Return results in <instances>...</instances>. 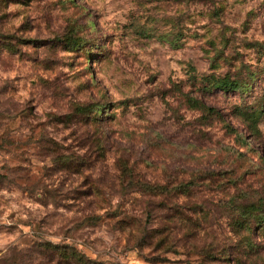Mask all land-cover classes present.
I'll list each match as a JSON object with an SVG mask.
<instances>
[{"label":"rangeland","instance_id":"374dc122","mask_svg":"<svg viewBox=\"0 0 264 264\" xmlns=\"http://www.w3.org/2000/svg\"><path fill=\"white\" fill-rule=\"evenodd\" d=\"M67 250L264 264V0H0V264Z\"/></svg>","mask_w":264,"mask_h":264},{"label":"trees","instance_id":"16d2710c","mask_svg":"<svg viewBox=\"0 0 264 264\" xmlns=\"http://www.w3.org/2000/svg\"><path fill=\"white\" fill-rule=\"evenodd\" d=\"M213 86L215 88L223 90V91H229V90L236 89L238 84H237L236 81L230 80L229 78L224 77L221 80H218V79L215 80L213 82ZM195 103L196 104H201V103L198 102V100H195ZM201 105H203V104H201ZM261 219H263V217H261ZM262 225H263V222L261 223V221H260V225H259L260 228H261ZM65 253L67 254V255H65L66 259H68V260L71 259L72 260L74 258L75 263L76 264H80V256H78V257L73 256L74 253L72 254L69 250H67ZM74 255H76V254H74ZM81 262H82V260H81ZM83 263H85V262L83 261L82 264Z\"/></svg>","mask_w":264,"mask_h":264}]
</instances>
